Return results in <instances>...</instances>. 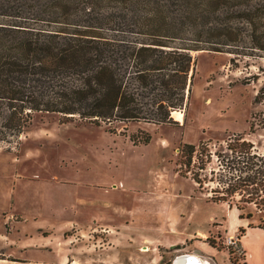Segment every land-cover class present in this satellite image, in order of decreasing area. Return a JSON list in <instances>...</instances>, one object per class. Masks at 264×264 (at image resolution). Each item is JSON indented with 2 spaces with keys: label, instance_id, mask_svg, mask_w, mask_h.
Segmentation results:
<instances>
[{
  "label": "rangeland",
  "instance_id": "1",
  "mask_svg": "<svg viewBox=\"0 0 264 264\" xmlns=\"http://www.w3.org/2000/svg\"><path fill=\"white\" fill-rule=\"evenodd\" d=\"M230 42L233 50H193L189 92L172 108L182 116L95 122L35 113L18 136L0 138V247L43 261L27 264H171L185 251L244 264L245 252L225 242L233 233L250 245V264H264V203L237 201L239 192L231 202L210 198L222 182L210 175L215 153L202 167L196 152L184 162V142L213 148L236 132L264 149V47L247 36ZM2 255L16 258L0 249V264H18Z\"/></svg>",
  "mask_w": 264,
  "mask_h": 264
},
{
  "label": "trees",
  "instance_id": "2",
  "mask_svg": "<svg viewBox=\"0 0 264 264\" xmlns=\"http://www.w3.org/2000/svg\"><path fill=\"white\" fill-rule=\"evenodd\" d=\"M263 26L264 0H0V138L18 136L35 113L95 122L182 116L172 108L189 92L193 50H233L225 46L245 36L264 47ZM182 148L184 162L196 152L199 167L215 153L210 175L222 182L210 198L231 202L239 192L237 201L264 203V149L244 132L213 148L204 140ZM193 177L204 183L200 171Z\"/></svg>",
  "mask_w": 264,
  "mask_h": 264
},
{
  "label": "crops",
  "instance_id": "3",
  "mask_svg": "<svg viewBox=\"0 0 264 264\" xmlns=\"http://www.w3.org/2000/svg\"><path fill=\"white\" fill-rule=\"evenodd\" d=\"M25 226H27L26 224H24ZM249 227H250V224H247L246 226H245V229H243V231H244V233H246V232H248L249 231ZM26 228V227H25ZM29 236H32V234H30ZM20 238H18V240H19ZM22 240H23V243L22 242H20V243H18V244H26V245H28V244H33V243H30V242H35V240L36 239H29V238H26V239H24V238H21ZM27 241V242H26ZM240 242H241V244H242V246H243V248H244V252H245V261H244V264H250V261L248 260V259H246L247 258V255L249 256V258H250V256H252V249H251V247H250V245L249 244H243V237L242 236H240ZM214 246H212V248H213ZM0 249H1V252H2V254H4V255H14V256H16V258H12V257H4L3 255L1 256V259H5V260H13V261H15L16 263H18V264H27V262H30V261H32V262H34V263H40V262H43L42 261V259H40L39 257L40 256H22V255H20V254H18V252H14V251H11V250H6V249H3V247H0ZM214 249H215V247H214ZM218 249V248H217ZM217 252V251H216ZM195 254H197V253H195ZM198 255V254H197ZM200 256V255H199ZM201 257V256H200ZM215 259L216 260H214L215 261V263L216 264H220V262H219V260L215 257ZM34 263H32V264H34Z\"/></svg>",
  "mask_w": 264,
  "mask_h": 264
},
{
  "label": "water",
  "instance_id": "4",
  "mask_svg": "<svg viewBox=\"0 0 264 264\" xmlns=\"http://www.w3.org/2000/svg\"><path fill=\"white\" fill-rule=\"evenodd\" d=\"M178 256H181L184 259V261L186 262V264H203V262H202V260H201V258H200L199 255L195 254L194 252H189V251H185V252L178 253L173 258L171 264H174L175 259H177Z\"/></svg>",
  "mask_w": 264,
  "mask_h": 264
},
{
  "label": "built area",
  "instance_id": "5",
  "mask_svg": "<svg viewBox=\"0 0 264 264\" xmlns=\"http://www.w3.org/2000/svg\"><path fill=\"white\" fill-rule=\"evenodd\" d=\"M225 242L228 243V245H230V247H232L234 251L237 252H240L242 250L244 251V248L240 242V236H238L237 234L228 233L226 235Z\"/></svg>",
  "mask_w": 264,
  "mask_h": 264
},
{
  "label": "bare ground",
  "instance_id": "6",
  "mask_svg": "<svg viewBox=\"0 0 264 264\" xmlns=\"http://www.w3.org/2000/svg\"><path fill=\"white\" fill-rule=\"evenodd\" d=\"M182 256V255H181ZM181 256H178L177 259H175V262L174 264H186V262L184 261V259L181 257ZM185 256V255H184ZM182 258V259H181ZM201 258V257H200ZM203 264H210L207 260L201 258Z\"/></svg>",
  "mask_w": 264,
  "mask_h": 264
}]
</instances>
